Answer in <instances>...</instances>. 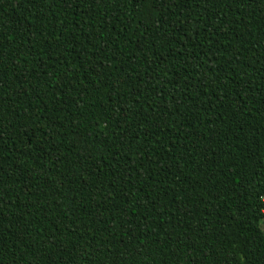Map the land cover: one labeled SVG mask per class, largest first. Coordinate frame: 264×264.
Wrapping results in <instances>:
<instances>
[{
  "label": "trees",
  "instance_id": "trees-1",
  "mask_svg": "<svg viewBox=\"0 0 264 264\" xmlns=\"http://www.w3.org/2000/svg\"><path fill=\"white\" fill-rule=\"evenodd\" d=\"M264 0H0V264H264Z\"/></svg>",
  "mask_w": 264,
  "mask_h": 264
},
{
  "label": "built area",
  "instance_id": "built-area-1",
  "mask_svg": "<svg viewBox=\"0 0 264 264\" xmlns=\"http://www.w3.org/2000/svg\"><path fill=\"white\" fill-rule=\"evenodd\" d=\"M263 202H264V199H263Z\"/></svg>",
  "mask_w": 264,
  "mask_h": 264
}]
</instances>
